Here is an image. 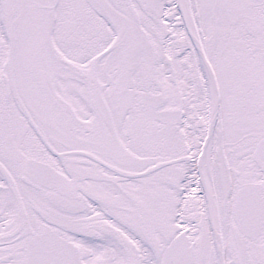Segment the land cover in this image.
Wrapping results in <instances>:
<instances>
[{
    "label": "snow or ice",
    "instance_id": "6c2138e0",
    "mask_svg": "<svg viewBox=\"0 0 264 264\" xmlns=\"http://www.w3.org/2000/svg\"><path fill=\"white\" fill-rule=\"evenodd\" d=\"M0 264H264V0H0Z\"/></svg>",
    "mask_w": 264,
    "mask_h": 264
}]
</instances>
